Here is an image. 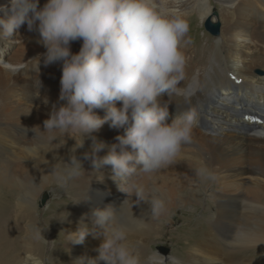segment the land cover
<instances>
[{
    "label": "bare ground",
    "instance_id": "1",
    "mask_svg": "<svg viewBox=\"0 0 264 264\" xmlns=\"http://www.w3.org/2000/svg\"><path fill=\"white\" fill-rule=\"evenodd\" d=\"M7 3L8 0H0V6ZM44 3L46 0H40L41 6ZM218 3L223 11L217 18L212 16V7ZM245 8L251 12V17L254 16L252 26L255 28L240 26L242 19L239 18L238 11ZM181 10L189 23L191 37L186 33L180 45L186 57L184 79L178 85L183 94L173 95L169 102L179 106L176 111L182 109L186 112L184 107L194 109L197 114L204 112L205 120L208 118L212 123H216L219 121L218 117L223 116L221 110L218 108L216 113L206 116L204 106L208 101L211 103L212 97L221 88L227 87L232 91L229 95L235 94V85L231 86L232 82L227 81V73L239 77V80H245L251 96L261 93L264 89V77L254 73L256 69L264 71V0H182ZM198 20L202 21L206 30L208 23L217 25L220 29L219 23H212L218 20L223 22L225 27L216 35L214 31L207 30L214 36L219 33L221 35L215 42L208 40L203 45V39L196 35V28L193 29ZM31 33L27 30V25L19 30L21 45H24V50L19 53L21 58L17 59L16 56L11 60L3 59L4 65L0 66L1 94L3 91V97L0 96V244L4 243L7 250L13 248L12 246L19 248L21 253V257H18L20 259L17 260L16 256L3 251L4 253H0V264H23V258L29 251L42 260L46 244L42 242L40 246L41 242L33 243L30 240L29 228L22 232L19 212L34 214L43 191L50 184H55L50 175L52 169L58 165L62 167L70 154L78 155L89 151L92 143L91 139L87 138L84 148L74 153L75 142L67 137H60L56 145L60 148L57 152L52 146L33 155L24 151L27 146L47 143L44 137L33 141L27 138L31 134L34 136L31 129L35 126L40 125L43 130V121L48 118L52 104L64 103L59 100L60 92L57 89L62 75L61 64L44 66L41 62L39 68L38 60H31L46 52L42 43L36 48L26 46L27 39L39 35L35 32L36 34L31 36ZM12 41L18 43L16 39ZM81 46L82 41L73 42L72 52L78 53ZM19 69L27 71L23 75H17L16 71ZM30 78H34L35 82L31 83ZM43 81L52 86L46 87ZM244 95L248 96V92ZM44 98L49 100L47 105L43 103ZM163 99L168 100L169 97L165 95ZM241 110L250 115L256 112L257 108ZM97 113L104 115L103 110H97ZM206 123L204 121L201 126H196L194 122L191 139L182 146L180 156L173 164L155 171L153 178L149 174L150 179L147 177L141 180L137 185L139 195L136 189L129 192V188L127 197V194L119 190L118 183L113 181L112 172L107 174L109 171L105 173L93 169L91 161L86 160V171L71 183V198L59 196L51 200L52 204H48L45 212L55 214V220L64 215L68 216L63 230L70 233L77 230L78 223L86 215L85 223L91 227L92 210L111 205L115 208L117 222L128 230V243L137 251L145 248L147 250L153 243L155 246V242L162 238L167 221L166 214L170 213L171 218L172 212L179 210L180 219L184 223L189 207L203 208L206 228L201 231V246L193 250V259L189 262L236 264L233 261L236 255L248 249L264 248V124L255 127L245 120L247 132L239 130L241 135H233L219 133L209 128ZM217 127L223 130L219 123ZM225 129L230 128L226 125ZM123 133V128L113 129L105 124L93 135L113 143L114 138ZM101 154L106 153L101 152L99 155ZM19 163H23V166ZM200 167H207L215 178L197 176L196 169ZM156 176L164 178L158 177L155 182ZM125 183L127 182L123 184ZM62 191L58 188L57 193L62 194ZM45 198L42 205L46 204L47 195H44L43 200ZM85 199L87 200L80 204H74L77 200ZM154 201H162L166 210L157 214L153 207ZM68 206L71 208L69 214L66 211ZM31 223L28 221L29 227H38ZM93 231L99 234L103 230ZM179 231L178 228L174 235ZM59 232L62 233V230ZM193 232L197 234L198 230ZM43 235L46 237L44 233ZM181 241L184 248L190 245L188 239ZM102 242V236L97 238L89 235L82 245L67 243L71 255L67 264H75L77 258L85 255L96 257V249ZM261 250L260 256H257L252 264H264V252ZM165 259L169 260L168 257H162L160 260Z\"/></svg>",
    "mask_w": 264,
    "mask_h": 264
},
{
    "label": "clouds",
    "instance_id": "2",
    "mask_svg": "<svg viewBox=\"0 0 264 264\" xmlns=\"http://www.w3.org/2000/svg\"><path fill=\"white\" fill-rule=\"evenodd\" d=\"M181 5L182 0H46L43 6L40 0H8L0 6V37H13L27 25L29 32L39 33L46 49L31 60H38L39 68L41 62L61 64L59 100L64 103L52 104L43 130L40 125L31 129L34 139L44 137L47 143L24 151L33 155L52 146L57 152L59 138L67 137L78 153L87 138L92 141L89 151L70 154L62 167L52 169L51 179L63 196L71 198V183L86 171V160L93 169L110 166L113 181L127 197L129 188L139 195L133 178L173 164L190 141L195 110L174 116L169 110L171 97L183 94L178 85L184 79L186 57L180 45L189 23ZM76 41L82 46L73 53L71 44ZM105 124L123 128L124 133L113 143L100 140L93 134ZM101 152L106 154L100 156ZM196 175L215 178L207 167L196 169ZM124 182L126 188L121 186ZM153 207L157 214L166 210L162 201H154ZM91 216V227L86 215L75 232H64L68 243L76 245L84 244L89 235L103 237L96 257L81 256L75 264H154L151 256L142 261L130 246L128 230L117 222L113 206L95 208ZM93 229L103 231L97 234ZM29 232L33 243H55L45 239L44 229L29 227ZM23 264L42 261L29 251Z\"/></svg>",
    "mask_w": 264,
    "mask_h": 264
},
{
    "label": "rangeland",
    "instance_id": "3",
    "mask_svg": "<svg viewBox=\"0 0 264 264\" xmlns=\"http://www.w3.org/2000/svg\"><path fill=\"white\" fill-rule=\"evenodd\" d=\"M222 11L223 10H222V6L220 5V3H218V5H213L212 16L218 18L222 14ZM238 15H239V18L242 19V21L240 23L241 27H244L246 25L248 28H251V27L255 28V26L254 27L252 26V23L254 21V16L251 17L250 11H248L245 8L243 10L238 11ZM201 23H202V21L198 20L197 25L193 29L196 28L195 29L196 35L198 34L199 37L203 39V45H205L208 40H212L213 42H215L220 37V35H221L220 33L222 32L223 28L225 27L224 23L221 22L220 20H218L216 22H212L215 24L219 23L221 26V28L219 29L220 30L219 35L214 36V35L210 34L205 29V27H203V23L202 24ZM35 34H36L35 32H32L31 36H33ZM187 35L189 38L191 37L189 30L187 32ZM37 36L27 39L26 46L36 48L39 43L41 44V42H40L41 37H40V35H37ZM18 38H20V39H18ZM14 39L18 40V43L13 42L12 40H14ZM21 42H22V39L18 33H16L13 37H0V52L3 53L2 55H0V60L1 59L2 60L3 59H10L11 60V59L15 58L16 56H17V59L21 58V55L19 53H21V50L22 51L24 50L23 49L24 45H21ZM195 46H197V44ZM1 64L4 65V60L0 62V66H1ZM241 65H242V63L239 64V66H241ZM254 73L257 76H260L261 78L264 77L263 76L264 71L261 69H256ZM227 75H228L227 81L230 80L232 82L231 86L235 85L234 86L235 89L233 91V92H235V94L229 95L232 92L231 89H229L227 87L221 88L220 90H218L216 92V94L214 96L215 98L212 97L211 103H209V101H208L207 105L204 104L205 105L204 108L206 109V114H205L206 116H207V114L210 115L213 112L216 113L218 111V108L223 113V116L218 117V120H219L218 122L212 123L211 120L208 118H206V120H205L204 112L202 114L196 113V121L195 122H196V126H201L202 122L205 121V123H206V121H208V123H206V124L209 126V128L215 129L219 133H229V134H233V135H241L240 134L241 130H244L246 132L248 130L246 125L244 124L245 120L243 122V119L246 116V114L244 113L245 110H241L242 108L249 109V108L256 107L257 108L256 112H258L257 114H261L262 116H264V89L262 91H260L261 93L255 94L254 96H251L252 93L249 92L247 85H245V83H246L245 80H239L240 79L239 77H237L235 75H231V73H227ZM232 78L234 80L237 79V80L241 81L242 84L236 85V81H234ZM29 81L31 83H33V82H35V79L30 78ZM43 82H44V85L46 87L52 86V85L51 86L48 85L45 81H43ZM57 89L60 92L61 86H58ZM245 92H248V96L244 95ZM0 94H1V91H0ZM224 94H227V95H224ZM0 96L3 97V91H2V94ZM1 99L2 98L0 97V101H2ZM0 103L2 104V102H0ZM119 105H120V102H117V106H119ZM178 107L179 106H175V105L170 106L169 110H170V113L172 116H174L175 114L180 115L184 112V110H182V109L176 111ZM184 108H185L186 112L191 110V109L186 108V107H184ZM0 114H2V113H0ZM225 120H227V122ZM170 122H171V116L169 119V123ZM218 123L223 127V130H221L219 127H217ZM226 125L229 126V128H230L229 130L225 129ZM242 125H243V127L241 128ZM27 140H29V141L35 140L33 138V134L28 136ZM103 155H105V154H103ZM103 155L101 154L100 156H103ZM19 165L23 166V163H19ZM98 170H101L105 173H107L109 171L107 174H110V172H112L110 166H103V167L99 168ZM153 175H154V172H152V173H140L135 178H133V182L136 185H138L141 182V180H143L147 177L149 179H150V177L153 178ZM158 177L164 178L163 176H156L155 182H156V178H158ZM137 180H138V182H137ZM126 185H127V183H125V185L122 183L121 186L125 187ZM57 190H58V188H57L56 184H50V186H48L46 188V190L43 191V193L41 194V197L39 198V201H38L37 210L34 211V214H31V213L25 212V211L19 212V214H20L19 225H20L22 232H23V230H28V228H29L28 221H31L32 222L31 225L36 224L39 228L45 230L44 234L46 235V237H45L46 240L55 241V243L52 245H48L47 243H45L46 244L45 250L42 253V260H41L42 264H67L68 260L71 258L69 245H67L69 239L66 237V235L64 233L65 231L63 230L65 225L67 224L66 219L68 216L66 217L64 215V216H61L60 218H57L55 220L54 219L55 214H50V213L45 212V208H47L48 204H50V205L52 204L51 200H54L56 198H59V196L64 195V194H58ZM132 190H134V189H129L128 191L131 192ZM44 195H47L48 199H47L46 204L42 205V200L44 198ZM201 195H202V193L200 191V196ZM66 198L69 199L68 197H66ZM205 201H206V199L204 198V201H203L204 206H205ZM66 209H67L66 210L67 213L69 214V211L71 209L70 206H68ZM203 210H204L203 208L198 209V207H196L194 209V207H189L186 211L187 217L185 218L184 223H183V220L180 219L181 211L174 210L172 212L171 218H170V213L166 214L167 221L165 222L166 224L164 225L165 229H164V233L162 234V238L160 240H157V242H155V243H157V244H155V246L153 245L154 244L153 243V244L149 245V249L147 248V250L145 248L143 250H137L136 251L139 254V256L141 255L140 256L141 260L145 261V260H147L146 258L151 256L153 258L154 264H173V262L175 260H179L180 264H189V263L191 264V262H189V261H191V258L193 259V250H195L201 246V244H200V242L202 241V238H200L201 231L204 228H206V222H205V217L203 216V213H204ZM61 220H63V221H61ZM182 223H183V225H182ZM178 228L180 230L179 233L177 235H174V233L176 232V230ZM60 230H62L63 232L62 233L59 232ZM193 230H198L197 234H195V232H193ZM22 238L23 239L25 238V234H23ZM183 239L190 240V245H189L190 247L188 246V247L184 248L183 246H181V243H182L181 240H183ZM41 245H42V242H41L40 246ZM0 246H1L0 247V253H4L7 251L6 253L12 254L13 257H15V256L17 258L21 257V253H20L19 248H15L14 246H12L13 248L7 250L6 249L7 246L4 243H1ZM147 247H148V244H147ZM163 248H167L168 250L166 252H163L162 251ZM259 250L264 252V248H257L254 250L248 249V251L242 252V254H240V255L239 254L236 255V257L234 258L233 261L236 264H252L253 262H255L257 256H260ZM10 251H12V252H10ZM64 251H65V253H64ZM15 252H17V254H15ZM146 254H147V256H146ZM162 257L163 258L168 257L169 260H167V259H165L164 261L160 260ZM189 258H190V260H189ZM19 259L20 258H18L17 260H19Z\"/></svg>",
    "mask_w": 264,
    "mask_h": 264
},
{
    "label": "water",
    "instance_id": "4",
    "mask_svg": "<svg viewBox=\"0 0 264 264\" xmlns=\"http://www.w3.org/2000/svg\"><path fill=\"white\" fill-rule=\"evenodd\" d=\"M206 27H207L208 31H212V32L214 31L215 35L219 32V27L217 25H213L211 23H208L206 25ZM45 200H46V198L42 202L45 203ZM167 250L168 249H164V248L162 249L163 252H166Z\"/></svg>",
    "mask_w": 264,
    "mask_h": 264
}]
</instances>
